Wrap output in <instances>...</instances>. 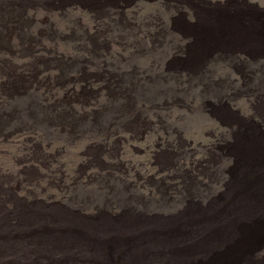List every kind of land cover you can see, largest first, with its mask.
Wrapping results in <instances>:
<instances>
[{"label":"rangeland","instance_id":"1","mask_svg":"<svg viewBox=\"0 0 264 264\" xmlns=\"http://www.w3.org/2000/svg\"><path fill=\"white\" fill-rule=\"evenodd\" d=\"M3 13L0 264H264V0Z\"/></svg>","mask_w":264,"mask_h":264},{"label":"trees","instance_id":"2","mask_svg":"<svg viewBox=\"0 0 264 264\" xmlns=\"http://www.w3.org/2000/svg\"><path fill=\"white\" fill-rule=\"evenodd\" d=\"M1 18H3V19H6V20H8V22H9V24H8V27H4L1 23H0V28L2 27L3 29L5 28V29H9V30H11V29H13L15 26H17V25H13V23L12 22H15L16 20H17V18H14V19H12V18H10L9 16H8V14L7 13H3L2 14V16H1ZM1 20V19H0ZM2 21V20H1ZM98 25V24H97ZM12 26V27H11ZM159 37H161V36H159ZM180 51H182V48H180ZM54 55L56 56V57H60L61 59H63L66 55H62L61 53H58L56 50L55 51H53V55H51V58L53 59L54 58ZM52 59H50V60H52ZM66 64H64V69L66 68L67 69V71H69V66H72V62L69 60L68 62H65ZM57 68H59V67H57ZM58 70H62L61 68L60 69H58ZM32 71V70H31ZM31 76H32V72H29V73H27V72H24V77H25V80L26 81H29L30 79H31ZM9 79H10V81L12 82V81H14L15 79H11L10 77H8ZM121 82V79H116V78H114V76L113 77H110V83L111 84H119ZM127 91V90H126ZM126 91H123V92H126ZM75 98H77L76 96H75ZM84 99V98H83ZM82 99V101H80L81 99L80 98H78L77 99V103H79V104H82L83 106H89L88 105V102H89V100L87 101L86 100V98L83 100ZM92 99H90V101H91ZM20 110L19 111H17V109H16V107H9V108H7V110H6V113H5V119H8L7 118V116L8 115H10L12 118H10V119H8V120H12L13 118H17L16 120L17 121H19L20 123H22V116H21V114H20ZM83 112H84V110H83ZM0 118H1V115H0ZM52 118H56L55 116L54 117H52ZM54 119H52L50 122H55L54 121ZM49 120V119H48ZM47 120V121H48ZM58 123V122H57Z\"/></svg>","mask_w":264,"mask_h":264},{"label":"bare ground","instance_id":"3","mask_svg":"<svg viewBox=\"0 0 264 264\" xmlns=\"http://www.w3.org/2000/svg\"><path fill=\"white\" fill-rule=\"evenodd\" d=\"M129 5H131V3H130ZM1 16H2V14L0 15V18H1ZM8 30H9V29H8ZM8 30H7V31H8ZM9 71H11V70H9ZM20 75H21V74H20ZM8 76H9V75H8ZM8 76H7V77H8ZM21 76H22V75H21ZM20 79H22V77H20ZM22 80H23V79H22ZM22 80H21V81H22ZM12 82H13V81H12ZM12 84L15 86V85L18 84V83L15 82V83H12ZM11 87H13V86H11ZM15 87H17V86H15ZM20 87H21V86H20ZM13 88H14V87H13ZM22 88H23V87H22ZM16 89H17V88H16ZM24 89H25V88H24ZM21 92H22V91H21ZM18 93H19V92H18ZM22 93H23V92H22ZM2 113H3V112H2ZM4 113H6V111H4ZM0 114H1V113H0ZM174 184H175V183H174Z\"/></svg>","mask_w":264,"mask_h":264},{"label":"clouds","instance_id":"4","mask_svg":"<svg viewBox=\"0 0 264 264\" xmlns=\"http://www.w3.org/2000/svg\"><path fill=\"white\" fill-rule=\"evenodd\" d=\"M182 51H183V48H182Z\"/></svg>","mask_w":264,"mask_h":264}]
</instances>
